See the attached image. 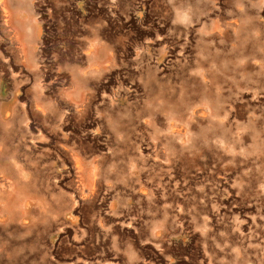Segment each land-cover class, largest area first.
Instances as JSON below:
<instances>
[{
	"label": "rangeland",
	"instance_id": "374dc122",
	"mask_svg": "<svg viewBox=\"0 0 264 264\" xmlns=\"http://www.w3.org/2000/svg\"><path fill=\"white\" fill-rule=\"evenodd\" d=\"M0 264H264V0H0Z\"/></svg>",
	"mask_w": 264,
	"mask_h": 264
},
{
	"label": "bare ground",
	"instance_id": "6f19581e",
	"mask_svg": "<svg viewBox=\"0 0 264 264\" xmlns=\"http://www.w3.org/2000/svg\"><path fill=\"white\" fill-rule=\"evenodd\" d=\"M5 1V0H4ZM19 28V27H18ZM14 29H15V26H14ZM20 37V36H19Z\"/></svg>",
	"mask_w": 264,
	"mask_h": 264
}]
</instances>
